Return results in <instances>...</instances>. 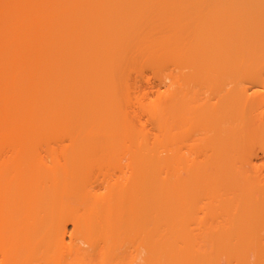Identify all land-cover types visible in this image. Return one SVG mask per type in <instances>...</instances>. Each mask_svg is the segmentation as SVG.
Segmentation results:
<instances>
[{
    "label": "bare ground",
    "instance_id": "1",
    "mask_svg": "<svg viewBox=\"0 0 264 264\" xmlns=\"http://www.w3.org/2000/svg\"><path fill=\"white\" fill-rule=\"evenodd\" d=\"M0 264H264V0H0Z\"/></svg>",
    "mask_w": 264,
    "mask_h": 264
}]
</instances>
